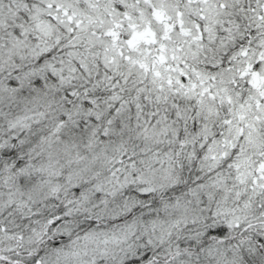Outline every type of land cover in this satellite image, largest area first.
<instances>
[{
	"label": "snow or ice",
	"instance_id": "obj_1",
	"mask_svg": "<svg viewBox=\"0 0 264 264\" xmlns=\"http://www.w3.org/2000/svg\"><path fill=\"white\" fill-rule=\"evenodd\" d=\"M0 264H264V0H0Z\"/></svg>",
	"mask_w": 264,
	"mask_h": 264
}]
</instances>
